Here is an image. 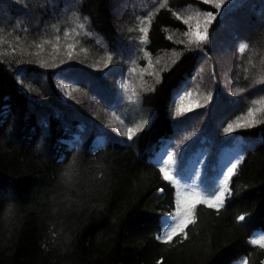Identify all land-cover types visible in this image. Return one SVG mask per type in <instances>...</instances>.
Here are the masks:
<instances>
[{
  "label": "trees",
  "instance_id": "trees-1",
  "mask_svg": "<svg viewBox=\"0 0 264 264\" xmlns=\"http://www.w3.org/2000/svg\"><path fill=\"white\" fill-rule=\"evenodd\" d=\"M25 1L18 23L51 19L49 10L38 7L41 3ZM119 2L79 0L76 6L89 31L110 51L130 21L117 17ZM186 7L217 14L201 0H167L151 16L146 51L152 56L177 52L180 59L160 71L162 82L154 90L141 95V106L152 118L131 141L63 97L56 70L21 67L28 63L23 54L0 56V264H264V248L250 242L264 234V118L237 131L251 142L231 162L243 157L230 178L232 195L219 210L186 196L180 183L165 181L159 171L162 160L175 152L171 109L176 91L198 71L200 51L209 49L187 47L173 36L186 31L177 18ZM225 17H216L209 33L221 28ZM21 24L23 31L27 24ZM32 33L34 40L40 35ZM263 36L264 28L252 41L262 42ZM89 49L93 56L87 59L100 58L98 49ZM236 67L237 79L245 88L251 85L255 77L247 79V62ZM86 68L80 80L88 82L96 104L83 100L98 113L99 99L98 106L111 113L112 94L103 88L104 80L90 85L89 73L97 79L98 68ZM177 200L179 210L195 222L163 243L157 236L163 218L178 210ZM240 215L246 219L238 221Z\"/></svg>",
  "mask_w": 264,
  "mask_h": 264
},
{
  "label": "rangeland",
  "instance_id": "rangeland-1",
  "mask_svg": "<svg viewBox=\"0 0 264 264\" xmlns=\"http://www.w3.org/2000/svg\"><path fill=\"white\" fill-rule=\"evenodd\" d=\"M4 1L6 3L0 4L3 10L0 11V56L23 54L28 56V63L21 67L30 66L42 71L56 70L61 95L75 100L83 112L85 110L90 114V118L101 117L102 124L112 132H117L120 137H127V128L134 127L143 118H148L150 123L152 114L141 106V95L152 89L157 74L175 57L174 52L150 55L146 51L147 42L141 40L144 33L140 29L149 26L151 16L167 0H119V9L115 10L117 17L128 16L130 21L125 23L123 39L118 40L114 51L107 50L89 31L76 9L79 0H35L41 3L38 7L51 12L48 22L40 19L36 23L30 19L17 22L16 16L27 9L25 0ZM197 11L199 10L196 8L186 7L178 13L183 22L189 16L193 17L188 23L184 22L185 32L195 34L204 31L205 21L203 17H195ZM217 12L219 14L216 17L226 16L227 19L216 32L209 33L212 22L207 29L208 39L200 46L189 45L185 32L173 35L187 47L198 49L207 45L209 49L200 51L202 59L197 66L198 71L186 85L176 91L171 113L176 119L177 130L172 148L175 151L174 158L179 156L185 159L193 148L203 152L207 168L213 161L219 167L216 171L220 182L222 172L231 165L238 150H246L251 142L241 140L237 131L248 127L238 128L235 126L236 122L254 125L264 118V36L262 42L252 41L254 35L264 28V0H227ZM21 23L27 24L23 31ZM80 23H84L85 27L80 28ZM32 32L40 35L35 40L31 39ZM244 44L248 47L241 52L240 47ZM91 45L100 51L101 56L95 61L87 59L88 56H93L89 49ZM109 56L111 60L108 59ZM243 61L251 68L250 71H245L249 76L247 79L251 81L255 77L246 88L237 79L236 66ZM86 67L94 70L98 68L97 79L95 73H89L90 85L92 82L101 84L104 80L103 88L110 90L114 104L111 113L98 106L99 99L95 105L100 109L98 113L90 110L83 100L95 103L89 93L88 82L80 80L85 75L83 71H87ZM86 75L89 77L88 73ZM240 89L243 91H239ZM190 91V96L185 95ZM180 95L185 98L177 105ZM177 106L181 113L179 115ZM249 108L254 109L252 116L247 115ZM101 110L103 116L100 115ZM230 123L234 130L225 133L224 129ZM124 124L126 127H123ZM205 134L204 142L200 143ZM195 157L196 155L190 158L188 179L182 180L186 195L200 193L201 190L197 181L204 159L200 156L198 161Z\"/></svg>",
  "mask_w": 264,
  "mask_h": 264
},
{
  "label": "snow or ice",
  "instance_id": "snow-or-ice-1",
  "mask_svg": "<svg viewBox=\"0 0 264 264\" xmlns=\"http://www.w3.org/2000/svg\"><path fill=\"white\" fill-rule=\"evenodd\" d=\"M166 2V0H165ZM204 3L206 4H213L217 10L221 9V6L227 3V0H204ZM161 7H164V4L160 5ZM217 14H213L212 12H205L201 13L197 11L195 13V17L200 18L203 17L205 23H204V31L203 32H197L193 34L191 31L185 32L184 35L188 37V43L189 45L195 44L196 46H200L202 43L206 42L208 39V26L213 22V20L216 18ZM177 18L180 19L181 17L177 14ZM87 18H85L86 20ZM193 19L192 16H189L187 20H185V23H188L189 20ZM143 23V21H141ZM80 28H84L85 24L80 23ZM199 27V25L197 26ZM141 32L144 33V35L141 37L142 42H147V33H148V27L145 26L140 29ZM65 35H68V33H65ZM170 38V37H169ZM248 45L244 44L241 45L240 51L243 52L245 49H247ZM190 50V49H189ZM173 56L175 57L172 60V65L177 64V62L180 59V53L174 52ZM69 58L71 59V54L69 55ZM109 60H111V56L108 57ZM159 61H157L158 63ZM170 65L168 67V70L171 69ZM107 66V64H106ZM162 82V77L157 74L156 83L160 84ZM154 90V88L152 89ZM75 91V90H73ZM239 91H243V89H240ZM192 92H188L185 95H191ZM185 98L184 95L179 96V100L177 101V105H179L180 101H183ZM177 114L180 113L179 106H177ZM254 112V109L249 108L248 109V116H252ZM149 123L148 118H143L141 121H139L134 127H128L127 128V138L131 141L133 137L136 135V133L140 132L144 127ZM236 127H252V124H241L239 122H236ZM234 130L233 124L230 123L225 129V133H231ZM169 155V160L162 161L161 166L159 168V171L163 174V179L165 181H171L173 184L179 186V181L176 179H173L172 176L169 175L168 171V164L173 159L172 154ZM243 162V157L237 158L234 163H231L229 167L226 168V171L222 172V179L219 182L218 189L214 188L211 191L204 190V194L201 195V193H195V195L200 196V199L198 203L200 204H206L208 207H216L217 210L219 208L223 207L225 202L226 195L230 197L232 195L231 191L229 190V184H230V178L234 175V172L237 170L238 166ZM178 175V173H177ZM189 195L193 193H187ZM177 197L180 196V192H177ZM178 210L175 213L170 214L167 217L163 218V231L160 235L157 236V239L160 240L163 243H170L174 236L177 235L178 232H184V230L188 227L189 224L194 223L195 221L191 218V215H186L184 212H181L179 210V200H177ZM195 205H193L192 209L189 210L194 211ZM246 217L244 215H240L237 217L238 221H244ZM184 239H187V234L185 233ZM253 245H259L261 248H264V234H261L259 239H253L250 241Z\"/></svg>",
  "mask_w": 264,
  "mask_h": 264
}]
</instances>
